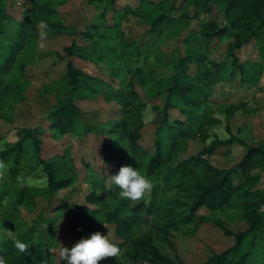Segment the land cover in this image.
Here are the masks:
<instances>
[{
	"label": "rangeland",
	"instance_id": "374dc122",
	"mask_svg": "<svg viewBox=\"0 0 264 264\" xmlns=\"http://www.w3.org/2000/svg\"><path fill=\"white\" fill-rule=\"evenodd\" d=\"M22 1H3L8 17L2 22L0 43L9 41L17 29L18 22L23 17ZM227 1L150 0L145 9L149 10L151 6L153 9H165L170 17V21L162 25L161 31L156 32L151 29L149 18L126 14L121 9L125 4L136 7L139 0H117L116 7L123 15L113 19L112 11L109 10L103 21L108 25L113 22L116 24L114 27H101V31L116 43L115 50H103L101 57L92 50L89 58L68 56L65 47L72 41L80 46L85 45L86 40L80 31L86 29L98 14L95 5L87 0H64L55 5L56 18L61 24L60 31H48L45 22L40 20L37 22L36 33L28 32L25 35L24 47L18 55L24 61V70L17 72L16 78L11 80L17 81L18 85L12 86L7 97V101L13 105L12 114L9 119L0 116V148L19 138L24 133V127H35L42 139L39 150L41 157L45 159L64 154L75 163V178L71 185L57 190L55 194L74 204L96 206L86 201L85 195L89 191L97 190L101 185L112 184V175L117 174L121 166L137 167L144 174L147 166V157H134L127 142L112 130V121L120 116V105L112 95L127 87L129 79V60L126 56L119 55L122 43L138 44L143 52H148L149 61L153 65L152 75L145 78L144 83L136 82V89L145 102L142 111L145 124L139 142L152 148L155 138L153 120L160 115L159 108L154 109V106L163 104L172 77L181 73L179 57L191 51L195 52L194 55L205 51L207 57L214 60L224 57L227 42L232 38L215 36L206 47L199 29L207 20L215 21L219 26L228 23L224 14ZM237 54L246 68L245 77L243 78L238 67H234L233 75L217 80L210 88L206 102L201 101L198 106L191 107L196 114L204 108L208 115L217 118L216 122L206 125L209 136L205 143L215 137L225 139L230 135H238L248 145L261 146L263 154L252 173L255 174L254 187L263 189L264 48L251 40L241 46ZM68 58L98 79L92 84L93 91L91 88L86 89L88 96L79 100L80 113L73 129L59 134L48 128V121L44 116L60 102L78 96L65 74ZM204 65L209 66L207 61L200 64L189 62L186 71L195 75L202 72ZM176 99L179 98L175 97L174 101ZM241 101L243 104H239ZM181 105H184L183 100L179 99L169 108L171 119H185ZM201 147L202 143L198 138H188L186 150L181 156L195 154ZM245 150L243 145L233 142L219 146L213 153L205 156L212 165L223 167L236 161ZM19 165L20 168L13 177L7 171L4 179L0 180V236L4 228L12 236L30 228L43 239V247L49 257L60 260L59 249L62 246L70 248L74 244V230L68 229L71 216L65 211L54 212L44 208L49 196L47 178L29 138L23 140ZM233 178L237 182L238 174ZM22 188L24 189L21 190ZM15 189L21 191L17 193ZM149 193L150 191L145 194V201H148ZM168 194L170 197L183 199L184 190L174 187ZM245 198L244 192L238 191L231 196L229 203L214 210L201 207L197 214L205 217L202 222H197L196 219L183 221L182 217L188 213L185 207L178 208L172 217H168L162 207L158 206L148 215L146 224L136 227V232L147 233V229H154L153 225L160 226L164 230L154 231L153 236V243L159 251L171 261L197 264L205 261L212 253L234 244L233 235L225 233L223 228L235 232L245 226L242 217ZM109 209H117L121 215L128 213L126 200L119 197L110 201ZM262 209L264 210V205ZM40 212L42 215L39 216ZM39 218L43 221L39 222ZM105 228L103 234L115 241L113 226L107 224ZM247 247L246 237L244 244L233 254L238 256ZM260 248L263 254L259 256V263L264 255V244ZM121 250L117 259L110 257L101 260L99 264H153L134 256V253L127 252L125 248Z\"/></svg>",
	"mask_w": 264,
	"mask_h": 264
},
{
	"label": "trees",
	"instance_id": "16d2710c",
	"mask_svg": "<svg viewBox=\"0 0 264 264\" xmlns=\"http://www.w3.org/2000/svg\"><path fill=\"white\" fill-rule=\"evenodd\" d=\"M3 1L0 0V30L3 20L8 17V13L3 8ZM63 1L23 0V17L18 22L17 29L9 41L0 43V116L2 118L9 119L12 114L13 105L12 102L7 101V97L12 86L18 85L17 81L13 83L11 80L16 78L17 72L21 73L24 70V61L18 55L24 47L25 35L28 32L35 34L38 30L37 22L40 20L45 22L48 31L53 33L60 31L61 24L56 18L54 7ZM87 1L95 5L98 14L88 23L86 29L80 31L81 36L86 40L85 45L80 46L72 41L65 47L68 56L89 58V52L94 50L97 56L101 57L103 50H113V52L115 50L116 43L101 31V27H114L116 24L113 22L108 25L103 21L109 10L112 11L113 19L123 15L116 7V0ZM149 1L139 0L136 7L125 4L121 9L126 14L133 13L149 18L151 29L159 32L162 25L170 21V17L165 9H153L152 6L149 10L145 9ZM224 14L228 23L219 26L215 21L207 20L199 29L206 47L215 36L232 38L227 42L224 57L221 60L210 59L205 51L197 55L191 51L179 57L181 73L172 77L163 104L154 106V109L159 108L160 115L153 120L155 138L152 148L139 142L145 124L142 113L145 102L136 89V82L144 83L145 78L152 75L153 65L149 61L148 52H143L138 44L123 42L121 45L119 55H124L129 60V79L127 87L112 95L120 105V116L112 121L114 126L112 130L127 142L134 157L139 159L147 157L145 174L153 185L148 201L126 200L128 213L125 215H121L117 209H109L110 201L119 197V188L114 182L109 186L101 185L99 189L91 190L85 195L86 201L96 206L74 204L57 196L55 194L57 190L70 186L74 180L75 163L72 159H67L64 154H56L45 159L41 157L39 150L42 139L35 131V127H24V133L19 138L7 142L0 148V160L8 165V174L13 177L20 168L23 140L25 138L31 140L35 155L47 178L49 196L44 208L48 211H65L70 214L68 229L74 230V243L97 231L103 234L105 225L111 224L115 236L114 242L121 249L125 248L127 252L134 253V256L149 260L153 264L165 262L186 264L181 260L171 261L153 243L154 231L164 230L160 226L153 225L154 229H147V233L139 234L136 232V227L146 224L148 215L158 206L162 207L168 217H172L178 208L185 207L188 213L182 217L183 221L196 219L197 222H202L205 217L197 214L201 207L214 210L229 203L233 194L243 191L246 197L242 203L245 226L235 232L223 228L225 233L233 235L234 244L212 253L205 261L197 264H264V255L260 263L258 261L259 256L263 254L260 246L264 244V210L262 209L264 188L254 187L255 174L252 173V169L263 154V149L260 145H248L238 135H230L225 139L215 137L205 143L209 136L206 125L216 122L217 118L208 115L204 108L196 114L191 107L198 106L201 101L206 102L210 88L217 80L233 75L234 67H238L243 78L245 77L246 68L237 54L241 46L255 40L261 48H264V0H228ZM193 61L199 64L207 61L209 66L204 65L202 72L191 75L187 73L186 65ZM65 74L68 83L78 96L60 102L44 116L48 121V128L53 133L59 134L68 133L73 129L80 113L78 102L88 96L85 93L86 89L91 88L90 90L93 91L92 84L98 79L78 67L71 58L66 61ZM200 93L202 95L198 96ZM175 97L183 100L184 105H181V108L185 119L170 118L169 108L179 101V99L174 101ZM239 104H243V101ZM191 137L198 138L202 147L195 154L183 157L181 154L186 150L187 140ZM233 142L246 148L236 161L217 167L206 159L205 155L213 153L217 147ZM237 174L239 179L235 182L233 177ZM174 187L184 190L183 199L168 196L169 190ZM15 190L17 193L21 191ZM42 218L37 220L42 222ZM44 220L46 221V218ZM6 230L4 228L0 236V256L7 261V264H64L61 259L54 260L49 257L43 247V239L40 235H35L34 230L26 228L16 236H12ZM246 237L248 247L235 256L233 252L244 244ZM16 240L28 244L26 252H19L15 247ZM252 248L255 250L252 251Z\"/></svg>",
	"mask_w": 264,
	"mask_h": 264
},
{
	"label": "clouds",
	"instance_id": "9594fccd",
	"mask_svg": "<svg viewBox=\"0 0 264 264\" xmlns=\"http://www.w3.org/2000/svg\"><path fill=\"white\" fill-rule=\"evenodd\" d=\"M7 171L8 165L0 160V180L4 179ZM112 181L119 188V198L132 202L142 200L153 186L146 174L137 167L130 165L121 166L118 173L112 175ZM14 243L20 253L27 251L28 244L19 240L14 241ZM121 252V248L109 235L97 231L87 238L79 239L70 248L62 246L58 255L64 264H99L101 260L110 257L117 259ZM0 264H7L2 256H0Z\"/></svg>",
	"mask_w": 264,
	"mask_h": 264
},
{
	"label": "crops",
	"instance_id": "0c3cea01",
	"mask_svg": "<svg viewBox=\"0 0 264 264\" xmlns=\"http://www.w3.org/2000/svg\"><path fill=\"white\" fill-rule=\"evenodd\" d=\"M117 1V0H116Z\"/></svg>",
	"mask_w": 264,
	"mask_h": 264
}]
</instances>
